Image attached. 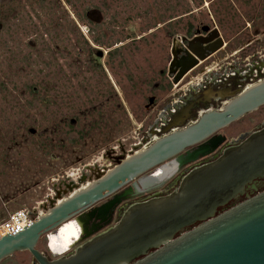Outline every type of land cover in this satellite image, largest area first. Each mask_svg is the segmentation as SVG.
<instances>
[{"label":"rangeland","instance_id":"374dc122","mask_svg":"<svg viewBox=\"0 0 264 264\" xmlns=\"http://www.w3.org/2000/svg\"><path fill=\"white\" fill-rule=\"evenodd\" d=\"M5 1L0 0V7L8 6L10 10L17 7L18 21L10 19L11 27H6L5 34L0 33V222L8 213L21 209L36 216L42 214L52 201L64 198L90 180L88 169L78 171L82 165L92 164L96 155L85 153L86 142L67 147L68 152H76L74 156L59 148L51 150L56 160H50L51 136L46 132L45 108L39 98L46 93L51 63L55 71L61 68L60 74L68 72L69 88L78 87L82 95L94 88L95 83H102L98 78L109 77L117 97L116 140L125 147L137 138L147 98L153 95L160 105L167 103L173 93V87L165 93L152 90L169 49V39L164 37L166 28H158V3L162 0H48L46 14L40 12L42 23L34 13L41 10L39 0ZM163 2L164 17L175 15L168 9L174 7L175 0ZM99 33L102 35L97 36ZM29 53L43 61L32 66L28 76V68L20 70L24 62L19 58ZM24 81L32 83L35 92L29 94L26 86H22ZM33 94L41 97L30 106L27 102ZM70 97L69 102L73 103H77L76 98L83 99L81 95ZM82 107L78 105L77 109ZM77 109L69 106L68 115L81 116ZM251 115L260 116L256 119L259 120L264 116V107ZM53 136L56 141L64 137L61 131ZM68 172L71 178L65 175ZM47 240L42 236L36 248L50 257ZM0 264L35 262L27 252H15Z\"/></svg>","mask_w":264,"mask_h":264},{"label":"water","instance_id":"95a60500","mask_svg":"<svg viewBox=\"0 0 264 264\" xmlns=\"http://www.w3.org/2000/svg\"><path fill=\"white\" fill-rule=\"evenodd\" d=\"M263 104L264 81L240 93L221 111L208 112L195 124L172 130L125 157L52 201L28 228L1 237L0 262L15 252H27L35 264H264V189L251 196L242 193L254 178L264 176V134L251 136L243 146L227 149L213 163L189 172L168 195L119 206L162 184L142 188L144 178L158 165ZM200 157L194 147L178 162L183 167ZM129 184L135 193L123 192ZM116 208L117 218L109 226ZM74 218L82 220L79 241L88 240L68 254L70 249L62 254L48 250L50 257L36 248L42 236L47 239Z\"/></svg>","mask_w":264,"mask_h":264},{"label":"flooded vegetation","instance_id":"af4514ba","mask_svg":"<svg viewBox=\"0 0 264 264\" xmlns=\"http://www.w3.org/2000/svg\"><path fill=\"white\" fill-rule=\"evenodd\" d=\"M163 1L158 3V28H166L163 33L164 37L169 39V49L167 59L158 71V82L152 90L165 93L173 87L171 99L167 103L162 101L159 105L153 95L148 97L144 105V118L142 116L136 130L137 138L128 147L118 145L117 97L109 77L98 78L102 83H95L94 88L82 95L81 92L78 93V87L69 88L71 77H68V72L60 74L61 68L55 71L51 63L47 71L46 93L42 97L40 94L29 97L30 106L35 105V99L41 97V107L45 108L48 125L46 132L51 136L48 141V148H52L49 152L51 161L56 160L53 153L55 149L59 148L62 152L74 156L76 152H68L67 147L73 148L81 144V141L86 142L88 150L85 153L93 152L96 155L92 164L86 163L78 171L88 169V178L91 181L125 157L170 131L193 125L208 112L221 111L225 104L240 93L264 81V0H175L174 7H168L175 15L166 18ZM182 6H188L187 10H182ZM6 10L12 12L11 16ZM16 11L17 7L11 10L8 6L3 7L0 14V33H6L5 26L9 19L18 21ZM88 31L86 29V33ZM100 35L102 34H97ZM62 65L64 68V64ZM188 65L191 67L175 79ZM97 68L100 69V66ZM69 95L70 99L80 95L83 99L80 100L79 97L75 99L77 103L69 102ZM77 104L83 106L82 110L77 109ZM69 106L76 108L81 116H69ZM261 107H264V104L192 146L201 157L191 164L181 167L178 162L179 157L191 149L186 148L175 159L158 165L144 178L142 188L157 186L170 178L168 183L141 191L119 206L168 195L177 190L183 177L189 172L213 163L227 149L243 146L251 136L264 134V116L256 120L260 116L251 115ZM232 125L236 127H231ZM58 131L64 135L61 141H56L53 136L54 132ZM29 132L35 134L34 130L29 129ZM69 134L72 136L69 137ZM83 174L82 178H85V173ZM65 175L67 178L72 177L69 172ZM138 188L141 190L139 185ZM263 189L264 176L256 177L242 193L251 196V193H260ZM122 190L124 193L136 192L133 184ZM244 198L243 195L238 201ZM117 210L118 208L115 209L109 226L117 218ZM82 235V220L71 219L60 225L56 233L48 234L46 247L53 254H62L70 249L68 254L88 240L83 238L79 241ZM77 241L79 242L73 247Z\"/></svg>","mask_w":264,"mask_h":264},{"label":"built area","instance_id":"2783aa9c","mask_svg":"<svg viewBox=\"0 0 264 264\" xmlns=\"http://www.w3.org/2000/svg\"><path fill=\"white\" fill-rule=\"evenodd\" d=\"M37 216L22 209L8 213L0 222V238L5 235L14 236L17 232L23 231L24 227L28 228Z\"/></svg>","mask_w":264,"mask_h":264},{"label":"trees","instance_id":"16d2710c","mask_svg":"<svg viewBox=\"0 0 264 264\" xmlns=\"http://www.w3.org/2000/svg\"><path fill=\"white\" fill-rule=\"evenodd\" d=\"M45 1H46V5H43L45 3ZM47 2H48V0H39L38 1V5H39L41 10L40 11H38V9L34 10V13L37 15L36 19L39 22H41V23H42V18L43 17H42L40 12L44 11V13L46 14V11H47V8H48ZM3 7H5V6L0 7L1 12H2ZM6 13H9V11L6 10ZM7 22L8 23H7V26H5V28L6 27H11V25H10L11 20L9 19V21H7ZM36 56L37 55L33 56L31 53H29V54H24V55H22L21 58H19L20 60H22L24 62V67L22 69H20V70H24L25 68H28V76H29V70H31L32 66L37 65L38 63L43 61L42 59H39V58L37 59ZM13 61H16V60L13 59ZM17 66L20 67V65H18V64H17ZM20 70H19V73H20ZM22 74H24V73H22ZM24 82H26V81H24ZM27 82L26 83H22V86H26L27 92H29V94H31L33 91L35 92L36 88H34L33 84L30 83V82L29 83H27ZM27 103H29V101ZM18 106L21 107L22 105H18Z\"/></svg>","mask_w":264,"mask_h":264},{"label":"bare ground","instance_id":"6f19581e","mask_svg":"<svg viewBox=\"0 0 264 264\" xmlns=\"http://www.w3.org/2000/svg\"><path fill=\"white\" fill-rule=\"evenodd\" d=\"M163 163H164V162H163ZM161 164H162V163H161ZM161 164H160V165H161ZM143 183H144V180H143ZM68 221H69V220H68ZM65 222H66V221H65ZM65 222H64V223H65ZM62 224H63V223H62ZM62 224H61V225H62ZM57 229H58V228H57ZM57 229H56V231H57ZM56 231H55V232H53V233H56Z\"/></svg>","mask_w":264,"mask_h":264}]
</instances>
